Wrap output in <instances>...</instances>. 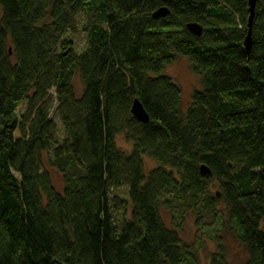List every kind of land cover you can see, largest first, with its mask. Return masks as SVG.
Returning a JSON list of instances; mask_svg holds the SVG:
<instances>
[{"label":"trees","instance_id":"obj_1","mask_svg":"<svg viewBox=\"0 0 264 264\" xmlns=\"http://www.w3.org/2000/svg\"><path fill=\"white\" fill-rule=\"evenodd\" d=\"M159 7L169 13L154 18ZM255 7L247 52L248 0H0V264H204L202 235L206 264H231L228 237L238 264H264V0ZM178 57L200 78L184 111L165 74Z\"/></svg>","mask_w":264,"mask_h":264},{"label":"rangeland","instance_id":"obj_2","mask_svg":"<svg viewBox=\"0 0 264 264\" xmlns=\"http://www.w3.org/2000/svg\"><path fill=\"white\" fill-rule=\"evenodd\" d=\"M78 45L79 47H82V37L78 39ZM165 74L170 77L178 88H180L181 91V110H185V107L189 104L190 101V95L193 91L196 89H200V78L196 74L193 73L191 66L189 65L188 61L185 57H178L171 65H168L165 68ZM73 87L74 91L78 94H80L81 90V82L78 80V76H75L73 79ZM53 117L57 120L56 115L54 112L52 113ZM117 146H119L120 149H122L124 152L131 151L132 145L131 142L126 138V136L122 133L116 138ZM145 163L147 166L152 167L154 165V162L146 157ZM45 167L47 171H49L51 176V182H53V185L55 189L61 190L63 181H61V175L57 170L52 169L47 162L45 161ZM169 216L167 217L164 215V220L169 223ZM180 233L186 242L191 243L193 240L196 239V231L195 226L193 224V220L191 218H187L180 227ZM205 235H202V241H201V249H200V256H201V262L206 264L207 260V254L209 251L213 250L212 242L205 241L206 239ZM223 241H225L227 245V252L228 257L231 262V264H238L240 260L243 259V252L241 251V248L239 247L238 243L232 240L231 237L225 238Z\"/></svg>","mask_w":264,"mask_h":264},{"label":"water","instance_id":"obj_3","mask_svg":"<svg viewBox=\"0 0 264 264\" xmlns=\"http://www.w3.org/2000/svg\"><path fill=\"white\" fill-rule=\"evenodd\" d=\"M258 0H248V21H247V25H246V29H247V33L243 39V45L245 48V51L248 52L250 44H251V26H252V22H253V16H254V12H255V5L256 2ZM169 13V11H167V9L165 7H159V9L155 10V12H153L152 16L154 18H159L161 16H165ZM186 28L188 29L189 32H191L192 34L194 33L195 35H201L202 33V27L201 25H199L196 22L193 23H187L186 24ZM132 105L130 108V112H132V114L135 116V118L140 121V122H146L148 120V114L147 112L144 110L142 103L139 102V100L137 99H133L132 100ZM200 170L202 174H208L209 173V169L205 166V165H201L200 166Z\"/></svg>","mask_w":264,"mask_h":264}]
</instances>
